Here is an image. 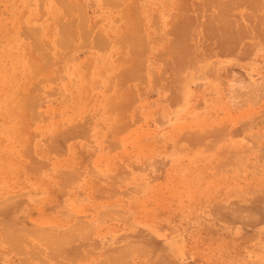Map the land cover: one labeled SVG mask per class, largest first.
I'll return each mask as SVG.
<instances>
[{
    "label": "crops",
    "instance_id": "1",
    "mask_svg": "<svg viewBox=\"0 0 264 264\" xmlns=\"http://www.w3.org/2000/svg\"><path fill=\"white\" fill-rule=\"evenodd\" d=\"M78 3L1 93L0 264H264V0Z\"/></svg>",
    "mask_w": 264,
    "mask_h": 264
},
{
    "label": "rangeland",
    "instance_id": "2",
    "mask_svg": "<svg viewBox=\"0 0 264 264\" xmlns=\"http://www.w3.org/2000/svg\"><path fill=\"white\" fill-rule=\"evenodd\" d=\"M53 1L54 6L46 15L41 14L40 0H0V97L10 89L8 97H4L6 104L22 103L26 86L41 85L39 57L47 50L55 56H66L71 53L74 40L87 42V22L78 0H61L59 6L57 0ZM79 24L83 29H79ZM51 80L49 75L47 81ZM195 131L199 133L201 129L187 125L178 129L179 134L187 135Z\"/></svg>",
    "mask_w": 264,
    "mask_h": 264
},
{
    "label": "bare ground",
    "instance_id": "3",
    "mask_svg": "<svg viewBox=\"0 0 264 264\" xmlns=\"http://www.w3.org/2000/svg\"><path fill=\"white\" fill-rule=\"evenodd\" d=\"M114 211H116V210H114ZM62 212H63V211H62ZM96 214H97V213H96ZM60 215H61V214H60ZM104 215H105V214H104ZM107 216H108V215H107ZM117 217H118V216H117ZM95 218H96V217H95ZM105 219H106V218H105ZM114 219H115V218H114ZM91 223H92V222H91ZM68 227H69V226H68ZM83 229H84V228H83ZM64 230H65V229H62L63 232H64ZM63 232H62V233H63ZM76 232H77V231H76ZM78 232H79V231H78ZM59 233H60V232H59ZM62 233H61V234H62ZM65 233H68V232H65ZM83 233H84V232H83ZM45 234H46V233H45ZM71 234H72V233H71ZM74 234H75V233H74ZM58 236H59V235H58ZM47 237H48V236H47ZM53 237H54V236H53ZM63 237H64V236H62L61 238H63ZM75 237H76V235H75ZM78 237H79V236H78ZM79 238H80V237H79ZM58 239H59V238H58ZM66 239H67V237H66ZM68 240H69V239H68ZM65 241H66V240H65ZM59 242H60V241H59ZM43 243H44V242H43ZM50 243H51V242H50ZM50 243H49V244H50ZM62 243H63V242H62ZM62 243H61V244H62ZM14 244H15V243H14ZM17 244H18V243H17ZM77 244H78V243H77ZM15 245H16V244H15ZM20 245H21V244H20ZM78 245H79V244H78ZM37 248H39V247H37ZM75 248H76V247H75ZM113 248H114V247H113ZM19 249H20V248H19ZM52 249H53V248H52ZM20 250H21V249H20ZM103 251H104V250H103ZM106 251H107V250H106ZM56 252H57V251H56ZM58 253H59V252H58ZM102 253H103V252H102ZM105 254H106V253H105ZM107 254H108V252H107ZM86 256H87V255H86ZM109 256H110V254H109ZM80 257H81V256H80ZM103 258H104V257H103ZM54 259L56 260V257H55ZM72 260H73V259H72ZM57 261H58V260H57ZM60 261H61V260H60ZM69 261H70V260H69ZM99 261H100V260H99ZM112 262H113V261H112ZM62 263H63V262H62ZM71 263H72V262H71ZM71 263H70V264H71ZM106 264H107V263H106Z\"/></svg>",
    "mask_w": 264,
    "mask_h": 264
}]
</instances>
